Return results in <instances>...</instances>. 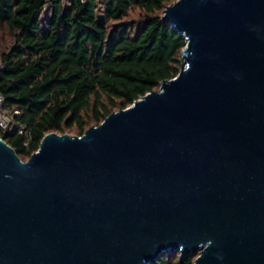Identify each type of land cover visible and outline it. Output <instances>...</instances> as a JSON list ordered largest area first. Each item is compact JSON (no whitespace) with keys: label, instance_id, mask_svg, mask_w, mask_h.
<instances>
[{"label":"water","instance_id":"1","mask_svg":"<svg viewBox=\"0 0 264 264\" xmlns=\"http://www.w3.org/2000/svg\"><path fill=\"white\" fill-rule=\"evenodd\" d=\"M180 70L26 160L0 137V264H264V0H175Z\"/></svg>","mask_w":264,"mask_h":264},{"label":"trees","instance_id":"2","mask_svg":"<svg viewBox=\"0 0 264 264\" xmlns=\"http://www.w3.org/2000/svg\"><path fill=\"white\" fill-rule=\"evenodd\" d=\"M173 1L102 0L100 14L98 0H0V91L17 111L0 137L26 160L47 132L81 135L176 76L186 39L162 18ZM134 10L141 17L128 20ZM197 254L151 264H193Z\"/></svg>","mask_w":264,"mask_h":264},{"label":"built area","instance_id":"3","mask_svg":"<svg viewBox=\"0 0 264 264\" xmlns=\"http://www.w3.org/2000/svg\"><path fill=\"white\" fill-rule=\"evenodd\" d=\"M4 67V62L0 59V69ZM3 103H4V96L2 92L0 91V128L2 129H15L17 125L13 121V114L17 113L15 111L14 113L6 110L3 108ZM23 132L24 130H20ZM25 144H27V141H25Z\"/></svg>","mask_w":264,"mask_h":264},{"label":"rangeland","instance_id":"4","mask_svg":"<svg viewBox=\"0 0 264 264\" xmlns=\"http://www.w3.org/2000/svg\"><path fill=\"white\" fill-rule=\"evenodd\" d=\"M64 1V5L67 6L69 4L68 0H63ZM99 1V12L101 14V4H102V0H98ZM175 1V0H174ZM173 1V2H174ZM46 8L47 6L44 8L43 12H42V18L44 17V15L47 14V11H46ZM141 17V13L139 11H136L134 10L130 15L129 17L127 18L128 20H137ZM3 31H5L4 29L0 28V34H5ZM2 32V33H1ZM1 37V36H0ZM1 38H4V36H2ZM5 42V41H4ZM6 47H7V44H6Z\"/></svg>","mask_w":264,"mask_h":264}]
</instances>
